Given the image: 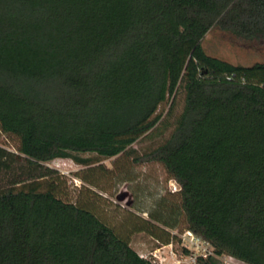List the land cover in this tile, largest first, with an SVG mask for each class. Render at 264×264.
I'll return each mask as SVG.
<instances>
[{"label": "trees", "instance_id": "16d2710c", "mask_svg": "<svg viewBox=\"0 0 264 264\" xmlns=\"http://www.w3.org/2000/svg\"><path fill=\"white\" fill-rule=\"evenodd\" d=\"M214 27L264 40V0H0V264H150L43 169L71 158L102 189L82 152L164 166L213 252L187 264H264V60L208 53Z\"/></svg>", "mask_w": 264, "mask_h": 264}, {"label": "rangeland", "instance_id": "374dc122", "mask_svg": "<svg viewBox=\"0 0 264 264\" xmlns=\"http://www.w3.org/2000/svg\"><path fill=\"white\" fill-rule=\"evenodd\" d=\"M203 46L208 53L233 63L252 64L264 60V40L244 39L218 27L212 28L206 34ZM169 104L170 100L163 102L158 113L165 114ZM181 105L182 101L179 109ZM162 138L163 136L156 134L144 136L135 146L144 151ZM17 142L15 136L0 129L1 145L17 151ZM79 155L90 157L93 165L108 167L99 174L98 180L102 189L84 182L77 173L87 166L71 158L57 157L46 162L43 167L51 169L54 175L61 174L63 192L68 199L80 201L94 210L120 234L129 238L132 246L142 255L150 256L157 252L162 257L163 264H174L171 246L158 240L151 231L162 235L163 238H167L168 233L177 235L172 245L173 249L178 256L185 255L183 247H186L184 243L187 240L184 237L187 230L177 192L179 184L169 177L162 164L158 162L135 164L125 154L104 157L95 152H82ZM152 215L175 223L176 226H164L153 220ZM154 223L157 226H152ZM190 247L198 251L192 244ZM204 247H208V244ZM221 258L225 264H245L230 256Z\"/></svg>", "mask_w": 264, "mask_h": 264}, {"label": "built area", "instance_id": "2783aa9c", "mask_svg": "<svg viewBox=\"0 0 264 264\" xmlns=\"http://www.w3.org/2000/svg\"><path fill=\"white\" fill-rule=\"evenodd\" d=\"M187 242L184 243L185 246L190 249L191 253L186 254L184 256H178L176 251L173 249V243H169L171 246L170 252L174 255V264H187L195 262L197 259V256L199 255H208L213 253L210 244L203 240L200 236L196 235L191 230H187L184 237ZM190 244L195 246V249H198V251H194V249H191ZM205 244H208V247H204ZM145 257H149L150 264H163V259L160 256L159 253L153 252L152 255L147 256L143 255Z\"/></svg>", "mask_w": 264, "mask_h": 264}]
</instances>
